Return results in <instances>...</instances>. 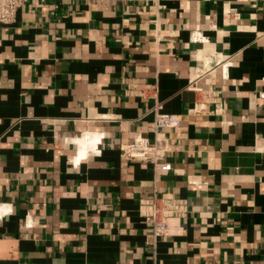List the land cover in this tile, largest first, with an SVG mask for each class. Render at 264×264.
Segmentation results:
<instances>
[{"label": "crops", "instance_id": "0c3cea01", "mask_svg": "<svg viewBox=\"0 0 264 264\" xmlns=\"http://www.w3.org/2000/svg\"><path fill=\"white\" fill-rule=\"evenodd\" d=\"M156 111L181 120L168 171L121 156ZM154 195L189 209L159 238ZM0 264H264V0H29L0 25Z\"/></svg>", "mask_w": 264, "mask_h": 264}, {"label": "built area", "instance_id": "2783aa9c", "mask_svg": "<svg viewBox=\"0 0 264 264\" xmlns=\"http://www.w3.org/2000/svg\"><path fill=\"white\" fill-rule=\"evenodd\" d=\"M29 0H0V25L10 26L16 22L19 9L28 3ZM221 63V62H220ZM219 63V64H220ZM231 62L223 64L228 68ZM216 67L206 69L203 76H214ZM199 79L191 82L190 87L196 89ZM180 118L177 115L166 114L156 111L153 140L148 137L137 135L132 142L123 144L120 147L121 156L125 159L145 162L151 164L156 171H168L169 163L166 156L171 150L168 130L180 125ZM139 210L145 220L151 225L154 238L166 236L169 232V221L175 217H186L189 213L186 200L170 197L162 198L154 195L140 201Z\"/></svg>", "mask_w": 264, "mask_h": 264}]
</instances>
